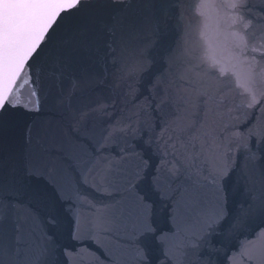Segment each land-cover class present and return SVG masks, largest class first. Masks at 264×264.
<instances>
[{"label": "snow or ice", "instance_id": "snow-or-ice-1", "mask_svg": "<svg viewBox=\"0 0 264 264\" xmlns=\"http://www.w3.org/2000/svg\"><path fill=\"white\" fill-rule=\"evenodd\" d=\"M0 264H264V0H0Z\"/></svg>", "mask_w": 264, "mask_h": 264}, {"label": "water", "instance_id": "water-1", "mask_svg": "<svg viewBox=\"0 0 264 264\" xmlns=\"http://www.w3.org/2000/svg\"><path fill=\"white\" fill-rule=\"evenodd\" d=\"M253 3H257L258 0H252ZM208 26H209V30H211L214 27V21L213 20H209L207 21ZM180 39V34L175 32L174 30L170 33L169 35V40L170 42L175 45V43ZM195 39H199V24L197 25V31L195 33ZM222 112L225 113L224 118L227 119V115H226V109H221Z\"/></svg>", "mask_w": 264, "mask_h": 264}]
</instances>
